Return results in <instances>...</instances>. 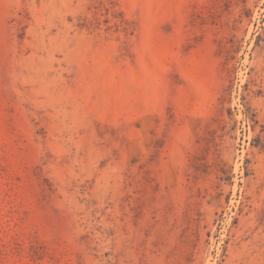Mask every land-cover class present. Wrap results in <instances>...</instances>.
Masks as SVG:
<instances>
[{"label": "rangeland", "instance_id": "1", "mask_svg": "<svg viewBox=\"0 0 264 264\" xmlns=\"http://www.w3.org/2000/svg\"><path fill=\"white\" fill-rule=\"evenodd\" d=\"M0 264H264V0H0Z\"/></svg>", "mask_w": 264, "mask_h": 264}]
</instances>
